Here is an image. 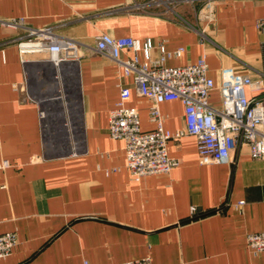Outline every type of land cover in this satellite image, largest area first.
Instances as JSON below:
<instances>
[{
  "label": "crops",
  "instance_id": "1",
  "mask_svg": "<svg viewBox=\"0 0 264 264\" xmlns=\"http://www.w3.org/2000/svg\"><path fill=\"white\" fill-rule=\"evenodd\" d=\"M139 4L0 0V18H24L32 28L54 26L86 45L76 63L82 149L76 156L51 155L39 107L23 101L19 88L24 83L35 92L41 57L21 64L11 42L21 32L0 26V235L13 232L17 239L0 264H117L144 257L151 264H264V254H252L245 243L248 233L264 231V161L239 145L232 164L202 165L194 137L183 136L168 142V155L177 160L168 174L133 181L124 143L108 135V116L120 84L126 85L127 106L136 109L141 131L151 132L149 102L136 95L130 79L118 78L110 60L87 50L99 33L150 38L154 45L164 41L167 51L185 50L166 59V66L205 55L215 85L247 73L257 82L264 74V0H213L211 22L205 6L181 5L155 15L136 10ZM54 91L49 86L40 102L51 106ZM256 93L246 90L247 97ZM209 100L218 106L217 90ZM158 108L166 131L183 128L178 101Z\"/></svg>",
  "mask_w": 264,
  "mask_h": 264
},
{
  "label": "built area",
  "instance_id": "2",
  "mask_svg": "<svg viewBox=\"0 0 264 264\" xmlns=\"http://www.w3.org/2000/svg\"><path fill=\"white\" fill-rule=\"evenodd\" d=\"M139 1L136 10L146 13H174L181 5L191 8L198 5L206 7L208 22L213 18V0ZM262 24L259 20L256 27L260 29ZM0 26L21 32L11 40L21 64L27 63L29 56L41 57L38 59L41 67L34 79L39 86L35 84V92L30 93L23 83L19 87L22 100L38 105L42 126L48 119H52L50 125L55 124L56 118L61 120L63 137L60 146H66L67 150L60 155L76 156L82 149L77 128L82 111L76 63L82 57L81 48L86 45L78 39L60 35L54 26L32 28L24 18H0ZM199 35L201 42L207 40L203 30ZM87 50L110 60L117 69L118 78L130 79L136 95L149 102V119L155 127L151 132L141 131L136 109L127 106L130 90L126 85L120 84L118 102L108 116V135L124 143L126 169L133 181L168 174L177 164V160L168 155V142L183 136L194 137L198 160L202 165L232 164L239 145L247 147L251 158L264 161V93L260 94L264 91V74L257 82L252 81L251 74L247 73L232 76L231 79L223 78L215 85L208 76L205 55L195 63L166 66V59L179 57L185 50L167 51L164 41L154 45L150 38L140 40L99 33L94 37L93 46ZM50 81H53L51 86L55 91L54 98L50 100L51 106L47 107L40 102V95L44 92L39 90ZM247 89L257 93L247 97ZM214 90L219 93L217 107L209 100ZM66 91H69V96ZM55 99L60 101L54 104ZM167 101H178L183 108L184 126L174 133L163 128V117L158 108L160 103ZM2 164L6 166L7 162ZM242 204L240 201L234 206ZM245 243L252 254H264V231L248 233ZM16 244L15 233L1 234L0 259L9 256ZM117 264H151V261L150 257H144Z\"/></svg>",
  "mask_w": 264,
  "mask_h": 264
},
{
  "label": "rangeland",
  "instance_id": "3",
  "mask_svg": "<svg viewBox=\"0 0 264 264\" xmlns=\"http://www.w3.org/2000/svg\"><path fill=\"white\" fill-rule=\"evenodd\" d=\"M51 86L53 84V81L47 82L46 87H41V89L39 90V92H45L47 90V86ZM78 101L79 98L77 97ZM78 107H79V103H78ZM77 115V113H76ZM75 115V117H76ZM55 124H52L54 127L50 128V124L48 122H44L45 125V134H44V140H45V144L47 146V148L49 149V152L51 153V155L54 154H61V153H65L67 150L66 146H60V144H62V140L61 138L63 137V133H62V124L61 120L59 118L54 119ZM78 130L80 128V125L77 126ZM58 129V130H55ZM76 132V129L74 130ZM59 132V133H58ZM59 138V139H58Z\"/></svg>",
  "mask_w": 264,
  "mask_h": 264
}]
</instances>
